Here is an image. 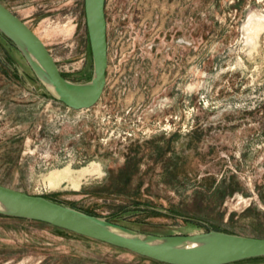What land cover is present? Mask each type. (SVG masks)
I'll return each instance as SVG.
<instances>
[{
    "label": "rangeland",
    "instance_id": "rangeland-1",
    "mask_svg": "<svg viewBox=\"0 0 264 264\" xmlns=\"http://www.w3.org/2000/svg\"><path fill=\"white\" fill-rule=\"evenodd\" d=\"M0 2L65 78H91L83 0ZM104 9L106 82L87 109L58 101L0 34V184L140 232L264 237V0H105ZM133 155L138 170L121 177ZM0 264L165 263L0 213Z\"/></svg>",
    "mask_w": 264,
    "mask_h": 264
},
{
    "label": "water",
    "instance_id": "water-1",
    "mask_svg": "<svg viewBox=\"0 0 264 264\" xmlns=\"http://www.w3.org/2000/svg\"><path fill=\"white\" fill-rule=\"evenodd\" d=\"M104 6L105 0H83L93 72L88 81L73 82L61 74L42 39L0 2V32L15 45L52 95L73 109L94 106L105 86L108 56ZM0 213L41 221L166 264H226L264 255V237L219 230L169 235L140 232L2 184Z\"/></svg>",
    "mask_w": 264,
    "mask_h": 264
},
{
    "label": "trees",
    "instance_id": "trees-1",
    "mask_svg": "<svg viewBox=\"0 0 264 264\" xmlns=\"http://www.w3.org/2000/svg\"><path fill=\"white\" fill-rule=\"evenodd\" d=\"M0 34L4 37V38H6L1 32H0ZM6 40H8V42H10L11 44H13L9 39H7L6 38ZM139 161V159L135 156V155H133L132 157L130 156V157H128L127 158V162H126V164L120 169V171H119V175L122 177V176H124V175H126V177H128L131 173H133V172H135V171H137L138 170V162ZM118 175V176H119ZM51 200H53V199H51ZM55 201V200H54ZM57 202V201H56ZM173 210V209H172ZM87 213H90V214H94V213H91V212H87ZM55 227V226H54ZM56 228H58V227H56ZM142 256V255H141ZM257 257H259V256H257ZM148 258V257H147ZM251 258H253V257H251ZM159 262V261H158ZM162 263V262H161ZM166 264V263H165ZM226 264H228V263H226Z\"/></svg>",
    "mask_w": 264,
    "mask_h": 264
},
{
    "label": "bare ground",
    "instance_id": "bare-ground-1",
    "mask_svg": "<svg viewBox=\"0 0 264 264\" xmlns=\"http://www.w3.org/2000/svg\"><path fill=\"white\" fill-rule=\"evenodd\" d=\"M260 15H261V14H260ZM259 21H260V20H259ZM253 25H254V24H253ZM260 25H261V24H260ZM249 28H250V27H249ZM251 30H252V29H251ZM255 30H256V29H255ZM255 32H256V31H255ZM250 34H252V33H250ZM250 37H251V36H250ZM254 38H255V37H254ZM250 41H252V40L250 39ZM93 170L98 171L97 167H93ZM63 171H64V170H63ZM85 171H90V169L83 168V169L81 170L80 173L83 174ZM52 172H53V171H52ZM61 172H62V171H61ZM50 175H51V174H50ZM58 175H59V172H55V171H54V172L52 173V176H53L52 178H54V177H58ZM62 175H63V174H62ZM60 177H61V176H59V178H60ZM68 177H69V176H68ZM68 177H67V178H68ZM59 178H58V179H59ZM56 180H57V179H56ZM50 181H51V180H50ZM54 183H55V182H54ZM73 183H74V182H73ZM49 185H50V184H49ZM53 185H54V184H53ZM55 185H56V183H55ZM58 185H59V184H58ZM58 185H57V186H58ZM50 186H52V185H50ZM52 187H53V186H52Z\"/></svg>",
    "mask_w": 264,
    "mask_h": 264
}]
</instances>
